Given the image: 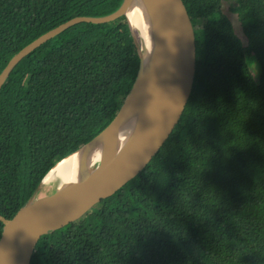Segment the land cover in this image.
Here are the masks:
<instances>
[{
	"label": "trees",
	"instance_id": "1",
	"mask_svg": "<svg viewBox=\"0 0 264 264\" xmlns=\"http://www.w3.org/2000/svg\"><path fill=\"white\" fill-rule=\"evenodd\" d=\"M123 0H0V73L41 35ZM182 0L196 46L184 112L131 182L40 238L29 264H264V0ZM136 34V32L134 31ZM125 17L74 25L0 88V216L113 120L136 77ZM2 224L0 223V234Z\"/></svg>",
	"mask_w": 264,
	"mask_h": 264
},
{
	"label": "water",
	"instance_id": "2",
	"mask_svg": "<svg viewBox=\"0 0 264 264\" xmlns=\"http://www.w3.org/2000/svg\"><path fill=\"white\" fill-rule=\"evenodd\" d=\"M130 1L123 0L115 12L104 17H75L66 21L21 49L0 73L1 88L25 56L66 29L80 23L102 25L120 17L127 21L139 60L131 89L113 120L92 140L69 155L102 138L98 173L87 178L77 177L56 187L52 193L37 197L45 178L69 156L56 163L28 202L11 219L0 216V264H29L41 237L77 221L96 204L135 179L179 123L191 95L196 68L195 36L186 8L182 0H143L150 32V50L144 57L139 33L126 16ZM136 102L135 149L111 164L110 153L115 148L118 133Z\"/></svg>",
	"mask_w": 264,
	"mask_h": 264
},
{
	"label": "bare ground",
	"instance_id": "3",
	"mask_svg": "<svg viewBox=\"0 0 264 264\" xmlns=\"http://www.w3.org/2000/svg\"><path fill=\"white\" fill-rule=\"evenodd\" d=\"M130 25L137 29L140 36L141 51L144 55L150 50V32L143 0H131L126 10ZM137 34V33H136ZM138 103L136 102L128 113L116 140L115 148L110 153V163H114L132 153L136 145ZM102 138H98L83 150L67 157L59 163L45 178L43 187L57 183L56 187L74 181L77 177L87 178L99 171L100 149ZM86 167V168H85ZM85 169H88L85 171Z\"/></svg>",
	"mask_w": 264,
	"mask_h": 264
},
{
	"label": "rangeland",
	"instance_id": "4",
	"mask_svg": "<svg viewBox=\"0 0 264 264\" xmlns=\"http://www.w3.org/2000/svg\"><path fill=\"white\" fill-rule=\"evenodd\" d=\"M232 0H225V1H223L222 2V4H221V9H222V11L224 12V13H226V15L229 17V19H230V21H231V23H232V25H233V29H234V32H235V34L243 41V43H244V39H243V37H242V32H241V28H240V25H239V23H238V21H237V19H236V17L234 16V15H232V14H229L228 13V11H227V8H228V6H229V4H230V2H231ZM241 2H245L246 0H240ZM135 31V30H134ZM136 32V31H135ZM137 33V32H136ZM51 185H49V186H44L41 190H40V192H38V195H37V197H43V196H46V195H48V194H50V193H52L54 190H55V188H56V182L55 183H50Z\"/></svg>",
	"mask_w": 264,
	"mask_h": 264
}]
</instances>
